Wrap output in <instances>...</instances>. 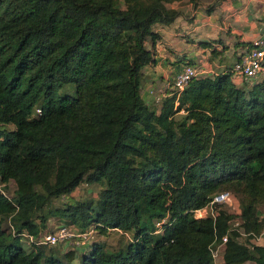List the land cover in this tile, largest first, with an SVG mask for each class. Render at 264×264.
<instances>
[{
  "label": "trees",
  "instance_id": "16d2710c",
  "mask_svg": "<svg viewBox=\"0 0 264 264\" xmlns=\"http://www.w3.org/2000/svg\"><path fill=\"white\" fill-rule=\"evenodd\" d=\"M176 1L0 0V264H70L74 252L30 241L50 217L132 234L110 252L92 242L80 264H264V74L237 87L230 68L155 106L141 97L146 39ZM82 182L100 184L96 200L52 206ZM222 191L239 212L196 218Z\"/></svg>",
  "mask_w": 264,
  "mask_h": 264
},
{
  "label": "crops",
  "instance_id": "0c3cea01",
  "mask_svg": "<svg viewBox=\"0 0 264 264\" xmlns=\"http://www.w3.org/2000/svg\"><path fill=\"white\" fill-rule=\"evenodd\" d=\"M170 6L179 15L169 25L155 24L158 37L145 42L154 61L141 70L140 94L153 106L183 65H194L200 76L227 72L264 32V0H180Z\"/></svg>",
  "mask_w": 264,
  "mask_h": 264
},
{
  "label": "built area",
  "instance_id": "2783aa9c",
  "mask_svg": "<svg viewBox=\"0 0 264 264\" xmlns=\"http://www.w3.org/2000/svg\"><path fill=\"white\" fill-rule=\"evenodd\" d=\"M230 72L234 82H236V80H240L245 84L253 83L264 74V32L257 39L251 42L246 51L238 57V59L232 65ZM199 76L200 72L194 65L189 63L183 65L182 68L176 73L172 84L168 86L166 92L164 93L165 95H163L162 92L160 96H157L156 99L154 98V102L158 105L163 97L168 96L173 92L172 90L180 93L188 86L189 82L193 78ZM149 92L150 94H153L152 90ZM7 190V184L3 183L0 179V194L10 198V192ZM234 202H236V198L229 191L218 192L212 195L210 201L204 207L194 211V215L196 218H205L208 216L214 218L217 209H222L223 206L233 205ZM230 212L238 213L239 210L238 212ZM239 224L240 221L235 219L231 224V228H237ZM156 226L159 227L157 232H161V224L157 223ZM91 233V230L82 232L77 229H70L62 224L56 225L52 231L41 235L39 242L34 240L32 241V238H30V241L37 244H46L50 246L60 243H68L69 245L71 244L76 247H83L87 246L89 238L91 237ZM226 241L227 236H224L221 243L216 245L215 248L212 247L211 252L214 259L217 257L218 248Z\"/></svg>",
  "mask_w": 264,
  "mask_h": 264
},
{
  "label": "rangeland",
  "instance_id": "374dc122",
  "mask_svg": "<svg viewBox=\"0 0 264 264\" xmlns=\"http://www.w3.org/2000/svg\"><path fill=\"white\" fill-rule=\"evenodd\" d=\"M248 85V84H246ZM249 87V86H248ZM246 87V88H248ZM184 116L183 112H180L178 114L175 115V119L178 120L181 117ZM9 128H12V126L9 125ZM183 129L182 128H178L176 129L177 134L180 135L181 131ZM13 185V183L11 184V186ZM101 189L100 184H89L86 182H82L71 194L69 195H63L60 196L58 198H55L52 201V206L53 207H62L68 203H72V202H76V201H93L96 200L97 195L99 193ZM222 209H226L229 211H234V212H238L239 210V201L238 199H236V202L233 203V205H227V206H223ZM257 214L259 216H263L264 215V206H259L257 208ZM67 225L64 223V221H61L59 219H57V217H50L47 220V228L45 230H53V228L56 225ZM68 227V226H66ZM73 230H75L77 227H71ZM79 229V228H77ZM91 233V237L89 238L88 244L90 243H96V244H100L103 249L106 252H110V251H114L122 246H125L128 241H130V239L132 238V234L130 232H128L127 234H123L120 233L118 231H114L112 229L109 230H105V231H101L100 229H95L93 228ZM41 239V235H39L38 237L34 238V241H40ZM240 241L243 243H246V237H240ZM21 242L24 244V247L26 249L34 247V246H30L27 244L25 239H22ZM264 242V232L257 238V243L258 244H262ZM87 244V246H88ZM89 244V245H90ZM36 246H42L43 249H45L47 252H52L54 253L55 256L59 257V258H63L64 255L68 252V251H72L75 254V258L70 262V264H80V256L82 255L83 251L87 248V246H80V247H76L73 245H69L68 243H60L54 246H49L46 244H40V245H36ZM222 252L221 246L218 248V253H217V257L215 258V261L217 263H219L221 261V258H219V253ZM244 264H253L252 262H246Z\"/></svg>",
  "mask_w": 264,
  "mask_h": 264
}]
</instances>
